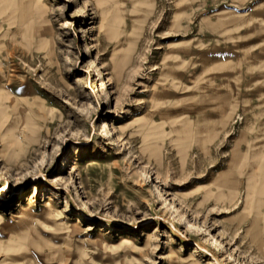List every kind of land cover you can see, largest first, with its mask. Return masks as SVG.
Segmentation results:
<instances>
[{
	"label": "rangeland",
	"instance_id": "rangeland-1",
	"mask_svg": "<svg viewBox=\"0 0 264 264\" xmlns=\"http://www.w3.org/2000/svg\"><path fill=\"white\" fill-rule=\"evenodd\" d=\"M0 87V264H264V0H0Z\"/></svg>",
	"mask_w": 264,
	"mask_h": 264
},
{
	"label": "bare ground",
	"instance_id": "bare-ground-1",
	"mask_svg": "<svg viewBox=\"0 0 264 264\" xmlns=\"http://www.w3.org/2000/svg\"><path fill=\"white\" fill-rule=\"evenodd\" d=\"M3 88H1L0 87V90H2ZM103 128H104V131L105 132H109L110 130L108 129L109 127H108V124L105 122L104 123V126H103ZM120 138V137H119ZM2 191H5L6 193H12V192H14V191H18V190H14L13 189V186H12V183L9 181V180H7L6 179V181H5V183H4V185H3V188H1L0 189V192H2ZM12 195V194H11ZM33 199V197H30L29 198V200L31 201Z\"/></svg>",
	"mask_w": 264,
	"mask_h": 264
}]
</instances>
